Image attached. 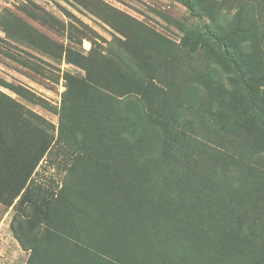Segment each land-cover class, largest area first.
<instances>
[{
	"label": "trees",
	"instance_id": "16d2710c",
	"mask_svg": "<svg viewBox=\"0 0 264 264\" xmlns=\"http://www.w3.org/2000/svg\"><path fill=\"white\" fill-rule=\"evenodd\" d=\"M179 1L200 17L194 0ZM249 20L239 7L224 32L205 28L222 52L226 81L199 101L185 92L184 111L136 97L134 107L109 113L103 93L85 81V124L61 135L69 151L58 190L32 176L56 143L49 132L31 117L27 135L0 126V200L16 201L28 222L34 207L38 218L24 236L13 219L30 251L26 264H264V173L244 175L250 154L264 155V49H251ZM146 107L165 130L139 131ZM243 130L250 145L237 138ZM250 198L247 209L239 205Z\"/></svg>",
	"mask_w": 264,
	"mask_h": 264
},
{
	"label": "rangeland",
	"instance_id": "374dc122",
	"mask_svg": "<svg viewBox=\"0 0 264 264\" xmlns=\"http://www.w3.org/2000/svg\"><path fill=\"white\" fill-rule=\"evenodd\" d=\"M194 2L200 17L179 0H0V126L17 137L27 135L32 129L25 120L31 117L56 142L33 178L60 188L66 174L63 153L69 149L61 135L85 124L80 100L85 81L103 93L109 113L134 107L136 97L154 107L164 103L167 109L172 105L184 111L185 92L199 101L226 81L222 52L207 26L224 32L241 7L254 25L251 49H264V0ZM238 42L241 48L248 45ZM226 98L232 103L240 94ZM146 109L136 117L139 131L165 130V122L151 113L154 108ZM248 133L237 136L245 145L251 142ZM252 156L244 167L249 179L257 169L264 173V155ZM259 181L264 187V177ZM244 200L239 205L247 209L252 199L249 204ZM15 203L0 200V264H26L30 256L14 234L13 219L17 215L15 227L24 236L38 218L29 207L28 222ZM217 256L225 259L223 251Z\"/></svg>",
	"mask_w": 264,
	"mask_h": 264
}]
</instances>
